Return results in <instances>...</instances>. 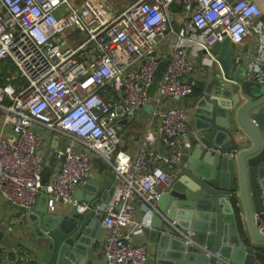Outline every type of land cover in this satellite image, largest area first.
<instances>
[{"label":"built area","instance_id":"1","mask_svg":"<svg viewBox=\"0 0 264 264\" xmlns=\"http://www.w3.org/2000/svg\"><path fill=\"white\" fill-rule=\"evenodd\" d=\"M260 1L0 0V62L16 70L0 72L2 201L27 214L46 195L50 209L84 211L74 195L95 176L97 156L118 179L111 199L94 208L102 214L103 264H145L149 254L139 239L147 223L134 213L150 214L169 188L190 132L188 110L164 104L192 94L188 78L197 59L220 69L212 46L224 38L237 48L232 70L264 83ZM246 44L253 51L243 58ZM17 78L23 84H13ZM145 104L152 110L129 151L124 134ZM39 129L56 139L47 161L49 141ZM47 165L53 172L45 178ZM23 242L10 250L14 264L30 258Z\"/></svg>","mask_w":264,"mask_h":264},{"label":"water","instance_id":"2","mask_svg":"<svg viewBox=\"0 0 264 264\" xmlns=\"http://www.w3.org/2000/svg\"><path fill=\"white\" fill-rule=\"evenodd\" d=\"M212 51L220 71L213 69L196 99L179 168L151 209L145 264H264V83L232 72L228 38ZM151 110L145 104L137 111L142 125ZM55 146L54 138L45 161ZM117 184L96 175L80 184L74 198L84 211L50 209L40 195L26 215L31 253L22 264H94L104 232L94 208Z\"/></svg>","mask_w":264,"mask_h":264},{"label":"crops","instance_id":"3","mask_svg":"<svg viewBox=\"0 0 264 264\" xmlns=\"http://www.w3.org/2000/svg\"><path fill=\"white\" fill-rule=\"evenodd\" d=\"M116 1L120 3L123 2V0H116ZM260 2H261L260 7H261V10L264 16V0H261ZM236 50L237 48L234 45L230 44L231 56H233V54L236 53ZM240 51H241V55L243 56V58H246L252 53L253 45L246 44L245 47L240 49ZM213 69L215 68L210 69L207 67H202L200 65L199 59H197L196 62L194 63V71L192 75L188 78V81L193 85L192 94L189 97L184 98L177 102H167V101L166 103L164 102L165 106L177 105V106H182L188 110L189 127H190V132L188 133V135L190 133H193V129L191 126H192V115H193V108H194L195 101L200 96V93L202 89L204 88L205 82L208 80ZM217 70L220 71V69L218 68ZM234 71L235 70H232V72ZM239 71H241L243 74L242 69H239ZM153 93H154V88L153 90H151V94ZM141 128H142V123L138 117L136 120H134L130 124L129 128L127 129L126 134H125V141H126V146L129 151L135 150L137 141L139 140V136H140L139 131L141 130ZM38 132L44 135L49 141V145H48V152H49L52 140L54 139V133L41 130V129H39ZM157 150H159L160 152H165L166 148L159 146ZM47 167L49 168L45 169L46 178L50 176L53 172V165L52 166L47 165ZM178 168L176 169V172ZM93 169L98 179L106 177L111 182H113L117 178L114 171L109 166H107L100 158H98L97 156L94 157V155H93ZM78 187L79 186H77L76 191ZM65 207H69V206L61 205L55 209L65 208ZM26 215L27 214H21V212L18 211L14 207L7 206V204H5L0 197V264H14L10 260V250L12 246L22 245L25 239L28 241L27 244H30L29 240L31 239L28 238V235L30 234L29 233L30 226H29L28 221L26 220ZM134 216L136 219L144 220L148 224L149 217H150L149 213H145V212H142L140 209H137L136 212L134 213ZM103 242H104V232L102 233L101 239L96 243V245L93 248L94 264H103V260H102ZM139 242L145 245L147 252L149 254L151 252V249H150V246L146 244L145 236L140 237Z\"/></svg>","mask_w":264,"mask_h":264},{"label":"rangeland","instance_id":"4","mask_svg":"<svg viewBox=\"0 0 264 264\" xmlns=\"http://www.w3.org/2000/svg\"><path fill=\"white\" fill-rule=\"evenodd\" d=\"M0 72L3 77L16 74V70L13 64L7 60L0 62ZM2 82L3 80H0V84H2ZM12 83L13 84H23V80L21 78H17V80H15ZM153 88H155V85H153L152 90ZM124 138H125V134H124Z\"/></svg>","mask_w":264,"mask_h":264},{"label":"trees","instance_id":"5","mask_svg":"<svg viewBox=\"0 0 264 264\" xmlns=\"http://www.w3.org/2000/svg\"><path fill=\"white\" fill-rule=\"evenodd\" d=\"M164 63L160 66V68H159V70H158V72H157V74H156V76L157 77H160V75H161V73L163 72V70H164ZM49 166V165H48ZM47 168H49V167H47V166H45L44 167V177L46 178V173H45V169H47Z\"/></svg>","mask_w":264,"mask_h":264}]
</instances>
